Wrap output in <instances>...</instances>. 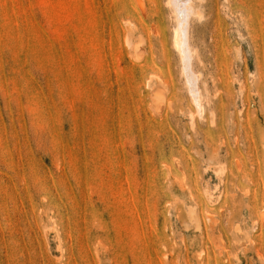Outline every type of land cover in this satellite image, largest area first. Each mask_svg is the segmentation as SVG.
<instances>
[{
	"label": "rangeland",
	"instance_id": "rangeland-1",
	"mask_svg": "<svg viewBox=\"0 0 264 264\" xmlns=\"http://www.w3.org/2000/svg\"><path fill=\"white\" fill-rule=\"evenodd\" d=\"M167 1L0 0V264H264V0H193L201 116Z\"/></svg>",
	"mask_w": 264,
	"mask_h": 264
},
{
	"label": "bare ground",
	"instance_id": "bare-ground-1",
	"mask_svg": "<svg viewBox=\"0 0 264 264\" xmlns=\"http://www.w3.org/2000/svg\"><path fill=\"white\" fill-rule=\"evenodd\" d=\"M167 4L172 9V12L174 13L175 19H176V27H175V31L173 35V42H174L176 49L178 50L180 54L182 64H183V73L187 78V83L191 88L192 96L197 106L196 108L198 110L199 115L201 116L203 112V108H202L201 99H200L201 98L200 92L197 89V82H198L199 76L193 73L192 59H193L194 52H193V49L190 43L189 29H190V23H191L190 20L192 16L194 17L196 16L199 19H201L202 12L200 11L201 12L200 13L194 8L193 0H168Z\"/></svg>",
	"mask_w": 264,
	"mask_h": 264
}]
</instances>
